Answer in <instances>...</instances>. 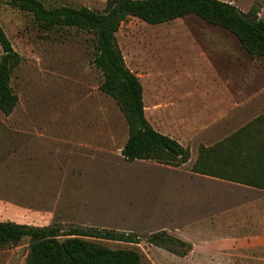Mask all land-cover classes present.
<instances>
[{"label":"rangeland","instance_id":"1","mask_svg":"<svg viewBox=\"0 0 264 264\" xmlns=\"http://www.w3.org/2000/svg\"><path fill=\"white\" fill-rule=\"evenodd\" d=\"M41 1L48 8L102 12L106 7V0ZM221 1L244 13L254 10L264 20V0ZM0 25L21 57L11 80L19 103L10 116L0 112V222L133 233L139 244L88 240L112 250H135L142 264H222L219 256L198 254L190 260L148 243L169 208L160 187L173 175L164 165L127 162L121 155L129 126L116 101L99 88L103 76L93 65L94 35L73 27L48 31L31 13L8 2H0ZM116 37L127 67L143 85L146 117L159 132L183 136L174 122L155 119L151 99L157 91L165 100L173 92L181 105L201 108L207 120L215 105L213 94L206 93L229 85L253 97L256 117L264 114V58L248 56L228 30L195 15L158 25L130 17ZM188 95L194 96L183 101ZM171 111L176 112L163 113ZM242 127L226 129L219 141L205 134L198 141L189 139L184 147L190 160L181 169L191 170L201 147L212 148ZM88 141L96 151L79 148ZM59 200L63 203L57 208ZM28 252V238L0 245V264H26ZM201 256L202 262H195Z\"/></svg>","mask_w":264,"mask_h":264},{"label":"trees","instance_id":"2","mask_svg":"<svg viewBox=\"0 0 264 264\" xmlns=\"http://www.w3.org/2000/svg\"><path fill=\"white\" fill-rule=\"evenodd\" d=\"M31 13L48 31L73 27L95 37L94 67L103 76L100 90L112 97L126 118L128 139L121 154L127 162L150 161L179 168L190 160V150L156 130L146 117L144 88L126 65L117 42L121 25L135 17L151 25L195 15L208 24L231 32L250 57L264 58V20L254 10L244 13L221 0H106L104 11L88 7L48 8L41 0H0ZM0 112L10 116L19 103L11 86L21 57L0 25ZM191 172L264 191V114L235 131L212 148L201 147ZM29 239L26 264H142L135 250H112L88 239L139 244L133 233L98 228L32 227L0 222V245H17ZM148 243L177 256L191 245L166 231L151 234Z\"/></svg>","mask_w":264,"mask_h":264},{"label":"crops","instance_id":"3","mask_svg":"<svg viewBox=\"0 0 264 264\" xmlns=\"http://www.w3.org/2000/svg\"><path fill=\"white\" fill-rule=\"evenodd\" d=\"M206 94H213L215 105L212 119L207 120L202 118L204 113L201 108L197 110L189 102L181 105L180 98L178 100L173 92H168L165 100L162 92L157 91L151 99L155 119L174 122L183 136L174 134L172 137L182 146L187 147L186 143L191 138L198 141L203 134L214 135L215 140L219 141V135H225L226 129L232 130L236 125L245 126L256 118L253 108L255 100L242 91L228 85ZM192 96L188 95L182 100H190ZM226 103H229L228 106ZM165 109L176 112H167L165 115ZM78 146L86 151L97 150L90 141L81 142ZM184 166L162 167L173 176L160 187L162 192L164 190L167 198L165 204L169 208L165 212L161 211L164 224L156 232L166 231L190 244L191 250L186 259L206 254L219 256V263L222 264H264V191L194 174L191 170H182ZM60 200L64 201L63 193ZM60 200L57 201V208L62 206ZM64 204L62 210L67 214V203ZM195 259V262H199L197 259L202 262L204 257Z\"/></svg>","mask_w":264,"mask_h":264}]
</instances>
